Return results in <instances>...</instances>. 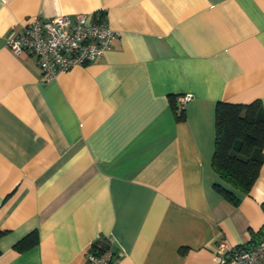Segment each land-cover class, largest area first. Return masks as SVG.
I'll list each match as a JSON object with an SVG mask.
<instances>
[{
    "label": "crops",
    "instance_id": "obj_1",
    "mask_svg": "<svg viewBox=\"0 0 264 264\" xmlns=\"http://www.w3.org/2000/svg\"><path fill=\"white\" fill-rule=\"evenodd\" d=\"M79 13L116 32L85 66L46 81L6 43L27 17ZM256 99L264 0H0V264H83L92 246L114 264H216L219 240L254 245L264 163L234 204L212 155L216 104Z\"/></svg>",
    "mask_w": 264,
    "mask_h": 264
},
{
    "label": "built area",
    "instance_id": "obj_2",
    "mask_svg": "<svg viewBox=\"0 0 264 264\" xmlns=\"http://www.w3.org/2000/svg\"><path fill=\"white\" fill-rule=\"evenodd\" d=\"M115 31L102 19L79 13L53 17H27L20 32L10 31L6 43L18 54L29 51L36 56L46 81L75 66H85L100 57L111 45ZM190 94L178 98L184 107ZM110 244L111 237H107ZM111 247L92 246L83 264H114ZM216 264H264V237L254 245L240 247L219 240L214 252Z\"/></svg>",
    "mask_w": 264,
    "mask_h": 264
},
{
    "label": "trees",
    "instance_id": "obj_3",
    "mask_svg": "<svg viewBox=\"0 0 264 264\" xmlns=\"http://www.w3.org/2000/svg\"><path fill=\"white\" fill-rule=\"evenodd\" d=\"M214 127L212 165L223 183H215L214 186L221 195L236 204L239 199L229 189L238 193L248 192L264 163V105L259 99L249 103L218 102ZM3 234L4 231L0 230V237ZM37 241L38 234L34 230L18 240L14 247L24 250Z\"/></svg>",
    "mask_w": 264,
    "mask_h": 264
}]
</instances>
